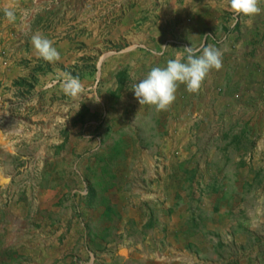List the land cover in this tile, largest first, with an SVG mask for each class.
Returning a JSON list of instances; mask_svg holds the SVG:
<instances>
[{"label": "crops", "instance_id": "crops-1", "mask_svg": "<svg viewBox=\"0 0 264 264\" xmlns=\"http://www.w3.org/2000/svg\"><path fill=\"white\" fill-rule=\"evenodd\" d=\"M134 2L0 0V193L21 186L7 184L15 182L20 169L4 165L1 158L11 156L15 164L21 157L16 152L19 128L5 126L22 122L21 110L30 112L36 103L34 96L44 91L46 107L54 106L56 100L66 108L73 97L65 94L62 83L53 86L59 78L79 77L82 91L86 85L98 88L109 78L112 90L121 88L131 94L134 109L139 102L130 85L152 67L165 66L169 59L186 60V47H192L197 56L206 46L223 53L221 69H212L197 92L187 91L183 84L176 91L182 98L186 94L183 104H193L203 113L201 126H207L208 138L215 135L216 131L209 130L216 123L239 129L234 135L237 140L264 134V0L260 2L262 11L242 16L232 32L226 22L233 13L229 0ZM215 34L220 42L211 39ZM33 35L52 41L59 59L44 60L32 43ZM34 77L44 78L46 85L38 84V79L32 82ZM55 88L59 98H54ZM178 98L167 108L171 124H181ZM131 130L136 133L132 126ZM236 156L242 160L236 177L232 175L237 184H147L151 202L143 205L151 210H144L143 224L151 220L154 225L141 246L121 247L104 264H118L117 256L121 264H264V184H252L258 181L256 158L264 154L253 155V168L246 161L250 153L239 151ZM227 160L221 162L222 168L228 167ZM148 165L153 167L152 159ZM139 166L135 162L130 170ZM226 173L220 176L227 178ZM4 202L7 200L0 197V264H53L59 256L54 255L51 244L46 248L50 253L44 251L42 256L28 250L30 241L25 240L30 238V223L26 224L20 202L16 198L8 205ZM76 233L79 239L80 231ZM67 234L62 255L70 246ZM81 235L88 262L79 256H69L67 262L100 263L99 252L85 241L84 232ZM55 245L60 243L52 247ZM76 259L78 263L73 262Z\"/></svg>", "mask_w": 264, "mask_h": 264}, {"label": "rangeland", "instance_id": "rangeland-1", "mask_svg": "<svg viewBox=\"0 0 264 264\" xmlns=\"http://www.w3.org/2000/svg\"><path fill=\"white\" fill-rule=\"evenodd\" d=\"M227 17L232 32L242 16L231 12ZM211 39L220 42L216 34ZM62 79L53 86L63 84ZM110 82L108 78L98 88L86 85L80 95L69 99L66 108L56 100L54 106L46 107V94L40 92L33 97L36 103L30 112L21 110L22 122L5 126L19 128L16 152L21 156L15 164L13 157H1L4 165L20 169L15 182L7 184L21 186L15 191L7 188L0 197L7 200L6 205L14 198L20 202L26 224L30 223V238L25 241L31 246L37 244L28 250L42 256L44 251L50 253L46 248L51 244L54 255L59 256L53 264H72L67 262L69 256L88 262L82 232L85 241L99 252L102 264L109 263L121 247L141 246L149 232L143 224L144 210H151L143 205L151 202L146 195L150 193L147 184H237L232 175L236 177L237 164L242 160L236 154L250 153L246 161L251 167L253 155L264 154V134L237 140L234 135L239 129L216 123L209 130L216 131L215 135L208 138L207 126H201L203 113L193 104L181 102L186 94L183 98L176 94L182 107L181 124H171L168 109L157 110L147 104H137L133 109L131 94L121 88L112 90ZM38 84L46 85V80L40 78ZM58 93L55 88L54 98L60 97ZM148 158L153 160V167L148 165ZM225 158L228 167L222 168ZM135 162L140 166L131 171ZM256 168L258 181L252 184H264V157L256 158ZM224 171L227 178L220 176ZM92 188L96 197L90 199ZM66 233L70 246L62 255ZM55 243L60 245L52 247ZM116 258L112 260L121 264V258ZM21 259L28 261L27 257ZM73 262L78 263L77 259Z\"/></svg>", "mask_w": 264, "mask_h": 264}, {"label": "clouds", "instance_id": "clouds-1", "mask_svg": "<svg viewBox=\"0 0 264 264\" xmlns=\"http://www.w3.org/2000/svg\"><path fill=\"white\" fill-rule=\"evenodd\" d=\"M260 2L229 0V5L234 14L250 17L262 11ZM7 15L12 17L13 13L8 12ZM31 39L44 60L51 62L59 59L60 54L52 41L40 35H33ZM186 48V60L169 59L165 66L152 67L142 79L130 85L140 105H154L157 110H165L174 102L180 84L185 85L189 92H197L212 69H221L223 53L219 48L206 46L199 56L193 53L192 47ZM62 88L66 95L72 97L82 92V84L77 76L68 75Z\"/></svg>", "mask_w": 264, "mask_h": 264}, {"label": "trees", "instance_id": "trees-1", "mask_svg": "<svg viewBox=\"0 0 264 264\" xmlns=\"http://www.w3.org/2000/svg\"><path fill=\"white\" fill-rule=\"evenodd\" d=\"M96 197V191L92 188L91 191L89 192V198L93 199ZM108 210H110V208H108ZM109 212V211H108ZM107 212V214H108ZM154 225V223L150 220L146 225L145 228L148 229L150 227H152Z\"/></svg>", "mask_w": 264, "mask_h": 264}, {"label": "built area", "instance_id": "built-area-1", "mask_svg": "<svg viewBox=\"0 0 264 264\" xmlns=\"http://www.w3.org/2000/svg\"><path fill=\"white\" fill-rule=\"evenodd\" d=\"M238 20V19H237Z\"/></svg>", "mask_w": 264, "mask_h": 264}]
</instances>
